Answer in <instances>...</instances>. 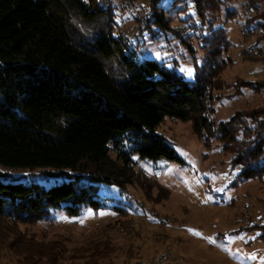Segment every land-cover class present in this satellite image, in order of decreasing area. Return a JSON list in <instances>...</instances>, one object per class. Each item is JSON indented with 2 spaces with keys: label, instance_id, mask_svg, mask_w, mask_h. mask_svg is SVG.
I'll return each mask as SVG.
<instances>
[{
  "label": "trees",
  "instance_id": "1",
  "mask_svg": "<svg viewBox=\"0 0 264 264\" xmlns=\"http://www.w3.org/2000/svg\"><path fill=\"white\" fill-rule=\"evenodd\" d=\"M163 1L149 0L133 28L143 24L177 39L192 63L191 81L166 62L141 57L140 43L130 49L109 2L0 0V166L32 177L19 182L0 171L2 256L16 264H113L109 243L69 249L67 239L36 229L58 224L55 213L79 218L85 209L116 211L126 220L127 204L99 197L96 186L129 193L138 175L134 157L184 165L155 132L165 118L189 122L206 149L216 144L230 156V168H239L232 187L264 184V108L214 118L232 43L208 15L216 17L226 2L182 0L197 19L181 31L166 18ZM247 19L264 33V13ZM232 89L258 94L264 81L240 78ZM253 225L248 229L256 228L264 244V222Z\"/></svg>",
  "mask_w": 264,
  "mask_h": 264
},
{
  "label": "rangeland",
  "instance_id": "2",
  "mask_svg": "<svg viewBox=\"0 0 264 264\" xmlns=\"http://www.w3.org/2000/svg\"><path fill=\"white\" fill-rule=\"evenodd\" d=\"M148 1L104 0L116 14L118 33L129 37L130 49L140 43L141 57L166 62L183 79L193 80L192 63L177 39L171 34H160L151 26L147 29L137 24L133 28L136 18L145 13ZM172 1L160 3V7H165L166 18L175 29L190 28L188 25L197 19L193 5ZM220 1L226 4L221 5L216 17L210 14L208 18L217 20V26L227 31L232 43L227 54L231 62L222 73L227 88L217 93L220 98L214 114L215 120L225 121L238 110L264 108V89L258 94L243 90L239 95L233 94L232 89L240 78L264 81V33L247 19L264 13V0H255V7L248 0ZM155 132L168 141L184 165L134 157L138 175L133 186L128 187L129 193L123 196L114 186H96L99 197L127 204L130 212L126 220L116 211L85 209L79 218L55 213L52 217L58 224L40 226L36 231L44 232L48 238L67 239L69 249L87 247L93 240L109 243L114 250L110 254L113 264H124L126 259L128 263L138 260L144 264H264V244L256 239L258 230L248 229L264 222V184L250 182L232 187L239 168H230V156L216 144L206 149L189 122L165 118ZM0 171L8 172L19 182L32 179L25 177L26 170L0 166ZM34 180L46 186L55 184L53 180ZM106 203L115 204L112 200ZM123 221L126 222L122 224ZM164 221L168 224H162ZM163 256L167 261L157 262ZM0 264L16 263L10 255L0 254Z\"/></svg>",
  "mask_w": 264,
  "mask_h": 264
},
{
  "label": "built area",
  "instance_id": "3",
  "mask_svg": "<svg viewBox=\"0 0 264 264\" xmlns=\"http://www.w3.org/2000/svg\"><path fill=\"white\" fill-rule=\"evenodd\" d=\"M162 224L166 225L165 222H162ZM167 259H168V258H167L166 256H163V257L159 258L157 262H159V263H163L164 261H167Z\"/></svg>",
  "mask_w": 264,
  "mask_h": 264
},
{
  "label": "snow or ice",
  "instance_id": "4",
  "mask_svg": "<svg viewBox=\"0 0 264 264\" xmlns=\"http://www.w3.org/2000/svg\"><path fill=\"white\" fill-rule=\"evenodd\" d=\"M214 242V241H213ZM254 258V257H253Z\"/></svg>",
  "mask_w": 264,
  "mask_h": 264
}]
</instances>
